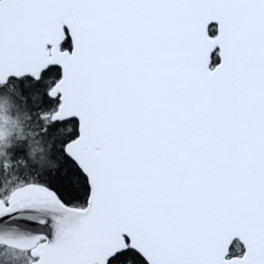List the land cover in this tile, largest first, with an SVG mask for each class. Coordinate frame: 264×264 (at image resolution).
<instances>
[{"label": "snow or ice", "instance_id": "1", "mask_svg": "<svg viewBox=\"0 0 264 264\" xmlns=\"http://www.w3.org/2000/svg\"><path fill=\"white\" fill-rule=\"evenodd\" d=\"M5 108L0 264H264V0H0Z\"/></svg>", "mask_w": 264, "mask_h": 264}, {"label": "rangeland", "instance_id": "2", "mask_svg": "<svg viewBox=\"0 0 264 264\" xmlns=\"http://www.w3.org/2000/svg\"><path fill=\"white\" fill-rule=\"evenodd\" d=\"M12 121H15V123L13 124ZM20 121L21 117L17 116L14 109L5 108L0 111V133H4L0 136V153L12 143L28 138ZM33 147H37V145L33 144Z\"/></svg>", "mask_w": 264, "mask_h": 264}, {"label": "trees", "instance_id": "3", "mask_svg": "<svg viewBox=\"0 0 264 264\" xmlns=\"http://www.w3.org/2000/svg\"><path fill=\"white\" fill-rule=\"evenodd\" d=\"M20 124L23 125L24 132H25V133H28V128H27L26 123H25V121H24V119H23L22 117H21ZM32 147H33V145L30 146L29 151H31V148H32ZM41 155H42L41 152H35V153L32 155V158L35 159L36 161H39Z\"/></svg>", "mask_w": 264, "mask_h": 264}]
</instances>
